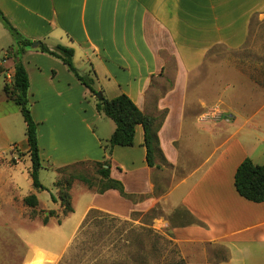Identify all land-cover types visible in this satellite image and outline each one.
Returning a JSON list of instances; mask_svg holds the SVG:
<instances>
[{
  "label": "crops",
  "instance_id": "0c3cea01",
  "mask_svg": "<svg viewBox=\"0 0 264 264\" xmlns=\"http://www.w3.org/2000/svg\"><path fill=\"white\" fill-rule=\"evenodd\" d=\"M0 10L32 43L73 49L76 68L95 80L103 98L125 94L145 115L164 118L158 135L167 163L158 161L161 168L147 163L141 125L132 147H115L109 156L105 148L116 125L97 111V95L40 45L26 50L22 62L43 169L57 178L56 169L109 160L111 177L129 195L147 197L134 203L116 190L82 187L86 203L77 211L72 189L68 216L59 200L48 203L62 217H55L58 227L74 225L56 258L92 210L127 218L157 205L159 188L161 198L183 210L172 234L185 264H264V202L248 201L235 188L246 158L264 164V119H256L264 112V63L238 54L262 46L255 36L264 26V0H0ZM7 50L0 56V159L5 149L14 156L15 147L25 154L29 148L27 138L26 146L18 141L20 109L4 94L7 74L14 73ZM63 143L74 147L61 151ZM16 167L0 168V191L15 196L21 190ZM51 192L57 197L56 188ZM39 193L33 188L30 194ZM14 236L17 241L18 232ZM20 239L19 264H47L53 256L26 230Z\"/></svg>",
  "mask_w": 264,
  "mask_h": 264
},
{
  "label": "rangeland",
  "instance_id": "374dc122",
  "mask_svg": "<svg viewBox=\"0 0 264 264\" xmlns=\"http://www.w3.org/2000/svg\"><path fill=\"white\" fill-rule=\"evenodd\" d=\"M257 32L255 39L259 41V45L262 43V46L247 47L238 54L246 57H260L261 62L264 63V26L259 27ZM11 43L13 38L0 20V56L5 54ZM241 66L248 65L241 64ZM261 66L264 68V64ZM5 81L9 80L6 78ZM19 119L21 130L18 141L21 146H26L27 144L23 143L26 141V136L22 116H19ZM256 119H264V112L257 114ZM58 147L61 151L63 149L70 151L74 145L63 143L61 147L59 145ZM4 152H8V155L0 159V168L17 166L20 195L28 196L33 190L30 159L16 147L14 156H10L9 149H5ZM76 170L93 181H98L93 167L77 165ZM40 180L47 190L36 194L42 204L39 205L35 216L32 215V210L24 205L19 192L15 196L14 193L8 192L7 188L0 191V264H19L18 257L25 246L20 239V234L25 230L31 234V240L42 244L45 249L52 252L53 256H47V264L54 260L55 264H185L178 255V247L172 234L175 217L181 215V212L176 211L164 198L160 197L162 193L159 192V188L154 193L159 198L157 205L144 211L136 210L127 218L115 217L99 211L92 213L86 224L80 227L75 238L69 242L63 254L56 258L55 254H59L68 242L74 225L67 222L62 228V225L58 227L59 221L55 217H50L46 225L43 223L44 217L51 211L46 205L52 202V196L56 194L51 192V189L55 190V172L51 169H42ZM166 180L169 183L168 174ZM82 187L88 188L80 181H75L72 185L77 211H81L86 203L79 193ZM10 194L12 197L15 196L14 202L10 199ZM146 198L135 196L136 200L133 202H143ZM16 232L19 236L17 241L14 236ZM58 233H61L60 238ZM14 247H17L16 253L13 252Z\"/></svg>",
  "mask_w": 264,
  "mask_h": 264
},
{
  "label": "trees",
  "instance_id": "16d2710c",
  "mask_svg": "<svg viewBox=\"0 0 264 264\" xmlns=\"http://www.w3.org/2000/svg\"><path fill=\"white\" fill-rule=\"evenodd\" d=\"M0 20L4 27L13 38V45L7 50L4 58H9L14 64V73L10 82L5 81L4 94L8 101L14 102L20 109L26 126V138L28 143V156L31 161L30 177L32 185L38 192L46 191L47 188L41 183L40 172L43 169L40 148L38 140V126L35 122L31 103L29 100V76L22 62V56L26 50L32 46V42L22 36L8 21L0 10ZM39 50L60 59L68 69L84 84L92 95H97L98 90L95 86V80L88 75H81L74 64L73 49L57 46L50 49L45 44H41ZM96 109L100 114L110 118L116 125V129L108 140L106 151L109 156L115 147H132L135 142V134L137 126L141 125L144 129V146L147 150V163L151 168H161L158 161L167 163L160 147L159 130L163 124L164 118L158 122L155 118L145 115L135 103L125 94H122L111 100L102 98L97 99ZM77 165H89L95 170L98 181L95 182L91 178L76 170ZM57 178L54 183L58 190L57 197L52 196L53 202L60 201L62 207V216H68L74 212L72 196L70 191L75 181H80L94 190L98 194H104L109 190H116L124 198L135 201L134 195H129L125 191L123 183L111 177V162L105 160L103 162H83L56 169ZM235 188L238 194L254 203L264 202V164L256 165L254 162L246 158L237 168L235 173ZM25 206L32 210L35 216L40 205L39 199L35 194H29L23 199ZM96 212L92 210L82 226L86 224L90 215ZM183 213V210L180 211ZM50 217H60L56 211H49V215L44 217L43 223L46 225ZM60 223V220H59Z\"/></svg>",
  "mask_w": 264,
  "mask_h": 264
},
{
  "label": "water",
  "instance_id": "95a60500",
  "mask_svg": "<svg viewBox=\"0 0 264 264\" xmlns=\"http://www.w3.org/2000/svg\"><path fill=\"white\" fill-rule=\"evenodd\" d=\"M39 45H41V43H39V42L33 43L32 48H37ZM97 97L99 98V100H101L103 98L101 93H98Z\"/></svg>",
  "mask_w": 264,
  "mask_h": 264
},
{
  "label": "built area",
  "instance_id": "2783aa9c",
  "mask_svg": "<svg viewBox=\"0 0 264 264\" xmlns=\"http://www.w3.org/2000/svg\"><path fill=\"white\" fill-rule=\"evenodd\" d=\"M12 76H13V75H11V73H8V74H7V79L9 80L8 82H10V81L12 80Z\"/></svg>",
  "mask_w": 264,
  "mask_h": 264
}]
</instances>
